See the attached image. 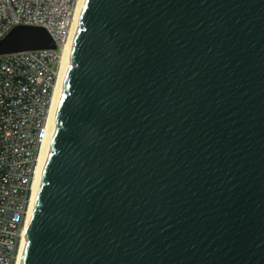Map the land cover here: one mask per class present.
Segmentation results:
<instances>
[{
	"label": "water",
	"instance_id": "obj_1",
	"mask_svg": "<svg viewBox=\"0 0 264 264\" xmlns=\"http://www.w3.org/2000/svg\"><path fill=\"white\" fill-rule=\"evenodd\" d=\"M55 124L21 264H264V0H86Z\"/></svg>",
	"mask_w": 264,
	"mask_h": 264
},
{
	"label": "built area",
	"instance_id": "obj_2",
	"mask_svg": "<svg viewBox=\"0 0 264 264\" xmlns=\"http://www.w3.org/2000/svg\"><path fill=\"white\" fill-rule=\"evenodd\" d=\"M79 0H0V41L44 29L56 50L0 56V264H17L61 58Z\"/></svg>",
	"mask_w": 264,
	"mask_h": 264
},
{
	"label": "bare ground",
	"instance_id": "obj_3",
	"mask_svg": "<svg viewBox=\"0 0 264 264\" xmlns=\"http://www.w3.org/2000/svg\"><path fill=\"white\" fill-rule=\"evenodd\" d=\"M85 1L86 0H79L76 15H75L72 27H71L69 37L67 38V40L65 41V43L62 46L61 58H60L58 76H57V83H56V87H55V91H54V95H53L51 112H50V124H49L50 137L44 143V145L41 149V152H40L38 168H37L36 177H35L34 184H33L32 202L30 205L29 213H28V219H27V223H26V227H25V231H24V237L22 240V245H21L17 264H21V260L23 257V251H24L25 244H26V233H27V229L29 227L31 217H32L33 212H34L35 200H36V197H37V194L39 191V187L41 185L43 169H44V166H45L48 154H49V148H50L51 140H52L55 128H56L55 121H56L57 110H58L59 102H60V99L62 96L63 84L65 81L66 73H67L68 68L70 66V55L72 52V46H73V42H74L76 32L78 30L79 19H80Z\"/></svg>",
	"mask_w": 264,
	"mask_h": 264
}]
</instances>
